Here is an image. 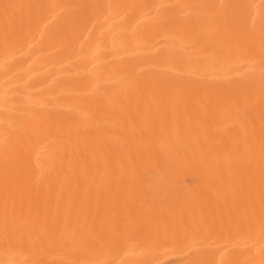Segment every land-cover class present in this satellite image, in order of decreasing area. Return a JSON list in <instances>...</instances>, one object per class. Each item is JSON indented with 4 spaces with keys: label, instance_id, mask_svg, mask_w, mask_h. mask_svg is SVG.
I'll list each match as a JSON object with an SVG mask.
<instances>
[{
    "label": "bare ground",
    "instance_id": "bare-ground-1",
    "mask_svg": "<svg viewBox=\"0 0 264 264\" xmlns=\"http://www.w3.org/2000/svg\"><path fill=\"white\" fill-rule=\"evenodd\" d=\"M0 264H264V0H0Z\"/></svg>",
    "mask_w": 264,
    "mask_h": 264
}]
</instances>
